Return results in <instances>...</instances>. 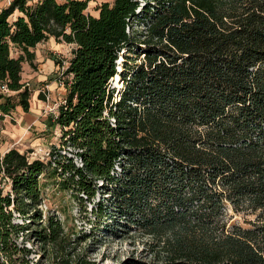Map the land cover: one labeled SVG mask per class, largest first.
<instances>
[{
  "label": "trees",
  "instance_id": "16d2710c",
  "mask_svg": "<svg viewBox=\"0 0 264 264\" xmlns=\"http://www.w3.org/2000/svg\"><path fill=\"white\" fill-rule=\"evenodd\" d=\"M89 1L11 0L0 9V81L25 111L22 61L32 63V48L50 36L73 44L59 143L46 161L0 151L13 193L0 191V264L44 263L19 238L38 242L51 264H95L72 261L61 219L43 218L46 170L60 189L110 193L150 236L155 259L124 264H264V0H145L141 9L140 0H114L98 14ZM11 96L0 94L2 112ZM231 208L255 217L229 223Z\"/></svg>",
  "mask_w": 264,
  "mask_h": 264
},
{
  "label": "rangeland",
  "instance_id": "374dc122",
  "mask_svg": "<svg viewBox=\"0 0 264 264\" xmlns=\"http://www.w3.org/2000/svg\"><path fill=\"white\" fill-rule=\"evenodd\" d=\"M103 1L114 0H90L87 12L98 14L97 6ZM145 2L140 0V9ZM17 13L18 10H14L9 19H14ZM144 27V20L135 24L136 38H144L140 34ZM72 47V43L55 40L54 36H50L32 48L35 54L32 63L26 59L22 61L21 81L29 90V109H23L17 92L12 90V136L6 133L3 137L0 133L1 154L3 146L12 141V147L25 152L29 159L40 158L46 161L51 145L59 143L60 127L55 123V116L66 93L62 72L71 57ZM11 53L17 56L20 50L12 46ZM141 58H136V62H140ZM119 59V69L122 70L124 57ZM134 63L132 61V64ZM119 81L120 85L117 86L116 80H112L113 85L121 88L124 85L121 75ZM46 171L39 176L41 199L38 207L42 210L43 218L49 212L55 213L61 219L64 231L70 237L67 250L72 261L124 264L128 259H155L149 245L150 236L144 234L139 225L131 222L128 214L121 215V212L116 210L118 203L110 198V193L100 190L89 199L84 193L75 194L70 190L60 189L57 178ZM17 215L14 214L13 220L23 221L24 218ZM229 216H232L229 223L243 224H246V218L255 217L253 214L235 212L232 208ZM84 233L91 235L82 236ZM18 241H23L26 246L31 247V256L34 259H42L43 264L52 263L51 260L47 262L42 258L40 246L35 240L19 238Z\"/></svg>",
  "mask_w": 264,
  "mask_h": 264
},
{
  "label": "built area",
  "instance_id": "2783aa9c",
  "mask_svg": "<svg viewBox=\"0 0 264 264\" xmlns=\"http://www.w3.org/2000/svg\"><path fill=\"white\" fill-rule=\"evenodd\" d=\"M11 0H9L10 3ZM12 90L9 89L5 81H0V94L10 95ZM8 119L9 121L12 120V110L8 112H2L0 110V121ZM3 154V153H2ZM0 191L2 194L9 193L12 199V179L11 177L5 173L4 169H0ZM12 210V203L8 206Z\"/></svg>",
  "mask_w": 264,
  "mask_h": 264
},
{
  "label": "crops",
  "instance_id": "0c3cea01",
  "mask_svg": "<svg viewBox=\"0 0 264 264\" xmlns=\"http://www.w3.org/2000/svg\"><path fill=\"white\" fill-rule=\"evenodd\" d=\"M36 0H28V2H33ZM9 4V0H0V9L3 7H6ZM17 10V9H16ZM19 13V11H18ZM17 13V14H18ZM1 100V98H0ZM0 133L1 135L8 133L9 136H12V120L9 121L8 119H4L0 121ZM5 135H3L4 137ZM12 147V141H10V144L3 146V153H5L8 149Z\"/></svg>",
  "mask_w": 264,
  "mask_h": 264
},
{
  "label": "bare ground",
  "instance_id": "6f19581e",
  "mask_svg": "<svg viewBox=\"0 0 264 264\" xmlns=\"http://www.w3.org/2000/svg\"><path fill=\"white\" fill-rule=\"evenodd\" d=\"M119 61H120V60H119ZM119 66H120V65H119ZM119 77H120V76L118 75V76H116V78H115L117 86L120 85Z\"/></svg>",
  "mask_w": 264,
  "mask_h": 264
}]
</instances>
